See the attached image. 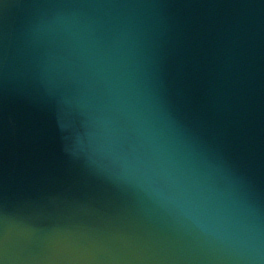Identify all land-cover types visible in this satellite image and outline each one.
Masks as SVG:
<instances>
[{
	"label": "water",
	"instance_id": "1",
	"mask_svg": "<svg viewBox=\"0 0 264 264\" xmlns=\"http://www.w3.org/2000/svg\"><path fill=\"white\" fill-rule=\"evenodd\" d=\"M0 264H264V0H0Z\"/></svg>",
	"mask_w": 264,
	"mask_h": 264
}]
</instances>
